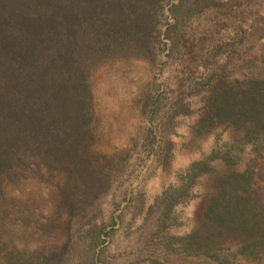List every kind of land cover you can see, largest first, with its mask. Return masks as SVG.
I'll use <instances>...</instances> for the list:
<instances>
[{
  "label": "trees",
  "instance_id": "trees-1",
  "mask_svg": "<svg viewBox=\"0 0 264 264\" xmlns=\"http://www.w3.org/2000/svg\"><path fill=\"white\" fill-rule=\"evenodd\" d=\"M162 2L0 0V264H114L107 250L114 218L91 228L84 241L70 236L45 251L18 247L17 232L4 229L7 214L12 218L3 203L8 186L43 178V169L61 178L60 193L71 213L88 212L109 186L108 165L126 150L100 156L94 147V73L110 61L155 55ZM258 61L264 63V55ZM210 110V122L241 132V152L192 163L188 182L166 193L159 219L170 221L172 207L221 157L228 172L217 178L201 226L180 241L189 251L215 257L213 251L237 240L244 257L264 264V79L222 81Z\"/></svg>",
  "mask_w": 264,
  "mask_h": 264
},
{
  "label": "rangeland",
  "instance_id": "rangeland-1",
  "mask_svg": "<svg viewBox=\"0 0 264 264\" xmlns=\"http://www.w3.org/2000/svg\"><path fill=\"white\" fill-rule=\"evenodd\" d=\"M161 11L152 58L110 61L94 73V147L100 156L126 150L108 165L109 186L82 213L65 206L61 178L45 169L43 178L8 186L3 208L12 220L7 214L4 229L17 232L18 247L84 241L114 218L107 248L114 264H261L244 257L237 240L213 251L216 258L180 241L201 226L216 180L228 172L221 157L172 207L170 221L159 218L166 193L188 182L192 163L241 152V132L209 121L211 98L222 81L264 79V0H163ZM4 241L11 245L7 233Z\"/></svg>",
  "mask_w": 264,
  "mask_h": 264
}]
</instances>
